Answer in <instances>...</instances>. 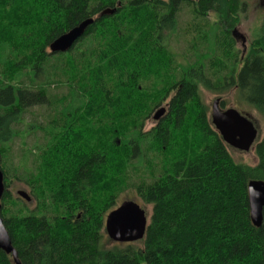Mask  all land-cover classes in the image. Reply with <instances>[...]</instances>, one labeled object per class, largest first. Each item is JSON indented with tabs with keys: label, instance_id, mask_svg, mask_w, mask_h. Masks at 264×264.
<instances>
[{
	"label": "trees",
	"instance_id": "16d2710c",
	"mask_svg": "<svg viewBox=\"0 0 264 264\" xmlns=\"http://www.w3.org/2000/svg\"><path fill=\"white\" fill-rule=\"evenodd\" d=\"M246 9L244 0H0L2 217L22 264H264V210L257 227L249 203L250 181H264V133L258 162L236 161L201 89L235 90L264 117V15L245 53L232 34ZM92 17L71 49L50 52ZM179 35L191 40L184 61L171 44ZM36 106L45 122L26 121ZM29 132L34 143L16 160L14 141ZM14 179L36 210L9 189ZM127 190L151 206L145 237L106 246V217ZM0 264L16 263L0 249Z\"/></svg>",
	"mask_w": 264,
	"mask_h": 264
},
{
	"label": "water",
	"instance_id": "95a60500",
	"mask_svg": "<svg viewBox=\"0 0 264 264\" xmlns=\"http://www.w3.org/2000/svg\"><path fill=\"white\" fill-rule=\"evenodd\" d=\"M114 11L115 9H105L102 14H110L114 13ZM94 20V17L88 18L64 32L50 44V51L57 53L66 52L71 49L76 41L85 34L87 28ZM237 31V28L233 30V36L235 38L240 36ZM165 111V107L159 108L154 118L160 119ZM211 121L223 140L236 149L248 151L256 141L258 129L249 115L240 112L234 107L222 109L220 106V98H216L212 103ZM4 191V172L0 167V249L11 254L16 264H22L1 214V199ZM17 192L27 201L31 200V196L25 190H18ZM249 203L252 222L255 226L259 227L262 225L264 210L263 180L253 179L250 181ZM148 222L149 219L146 210L138 202L130 199L123 201L117 208L109 212L106 217L105 230L108 236L115 242H136L145 237Z\"/></svg>",
	"mask_w": 264,
	"mask_h": 264
},
{
	"label": "rangeland",
	"instance_id": "374dc122",
	"mask_svg": "<svg viewBox=\"0 0 264 264\" xmlns=\"http://www.w3.org/2000/svg\"><path fill=\"white\" fill-rule=\"evenodd\" d=\"M247 3V9L246 12L242 15L240 23L237 25V32L240 36H237V48L239 50L247 51L248 45L252 42V39L254 38L255 34L259 31L260 28V21L261 18L264 15V0H244ZM9 14H12L9 12ZM191 15L189 12V7L186 6L184 11L181 13L179 17V24L182 28H185L188 23L191 20ZM211 21H214L217 19V16L213 13L210 14L209 16ZM243 37V38H242ZM245 38V39H244ZM189 38H185L184 35H179V37L174 36L172 40V48L176 52L178 59L181 61H184L185 55L193 56L191 52L189 51V44L191 40H189V43L187 41ZM202 89V97L204 101L210 106V113H211V106L213 101L218 97L222 96L223 99L227 100V107H236L240 112H243L248 115V113L251 115L250 117L252 120L255 122L259 132H258V137L257 141L262 138V135L264 133V117L254 108H251L245 104H243L241 101H239L236 97L235 90H231L229 93L225 94H218V93H213L210 92L203 87ZM57 91H63L67 92V87L64 86V88L60 89H55ZM163 106H167V104H163ZM45 108L36 106L33 108L29 109V113H26V121H30L36 117L40 118L45 122L44 118V110ZM156 111V110H155ZM154 111V113H155ZM154 124V119L153 115L151 118L147 120V128H150ZM20 129L25 127L24 123H20L18 125ZM36 134L32 133H26L18 138L15 139L14 141V147H13V153L15 155V159L18 160V156L22 155L23 152V142H28V144L34 143V140L36 138ZM25 138V139H24ZM118 141V145L120 144V139L115 138L114 141ZM178 143V141L176 142ZM180 150V147L178 148ZM229 151L232 154V156L235 158L236 161L238 162H244L248 163L250 165H255L258 162V158L255 154L254 147L250 149L249 151H241L236 148H233L229 146ZM2 159V158H1ZM1 165V164H0ZM9 189L12 191V193L15 196H18L17 191L18 190H25L26 192H29L27 185L24 183L22 180H17L14 179L12 180ZM126 199H135L140 202V199H138V196L136 195L134 190H127L124 193L121 194L119 197L120 202H122ZM28 205L31 209L36 210V202L35 199L33 198L32 201L28 202ZM142 205L146 208L148 212V216L151 215V206L145 205L142 203ZM114 242L107 234L106 237L104 238V244L106 246L112 245ZM122 243V242H121Z\"/></svg>",
	"mask_w": 264,
	"mask_h": 264
},
{
	"label": "bare ground",
	"instance_id": "6f19581e",
	"mask_svg": "<svg viewBox=\"0 0 264 264\" xmlns=\"http://www.w3.org/2000/svg\"><path fill=\"white\" fill-rule=\"evenodd\" d=\"M58 53V52H57ZM156 120H158V119H156Z\"/></svg>",
	"mask_w": 264,
	"mask_h": 264
}]
</instances>
